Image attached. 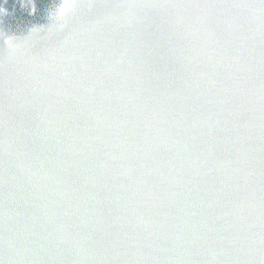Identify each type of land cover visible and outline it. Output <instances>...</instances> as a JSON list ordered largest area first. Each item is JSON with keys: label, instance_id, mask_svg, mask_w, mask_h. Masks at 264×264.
Listing matches in <instances>:
<instances>
[{"label": "water", "instance_id": "1", "mask_svg": "<svg viewBox=\"0 0 264 264\" xmlns=\"http://www.w3.org/2000/svg\"><path fill=\"white\" fill-rule=\"evenodd\" d=\"M0 264H264V0H0Z\"/></svg>", "mask_w": 264, "mask_h": 264}]
</instances>
